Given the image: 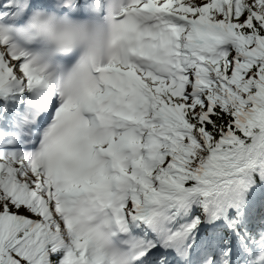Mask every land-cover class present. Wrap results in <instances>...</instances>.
<instances>
[{
	"label": "snow or ice",
	"instance_id": "6c2138e0",
	"mask_svg": "<svg viewBox=\"0 0 264 264\" xmlns=\"http://www.w3.org/2000/svg\"><path fill=\"white\" fill-rule=\"evenodd\" d=\"M0 264H264V0H0Z\"/></svg>",
	"mask_w": 264,
	"mask_h": 264
}]
</instances>
